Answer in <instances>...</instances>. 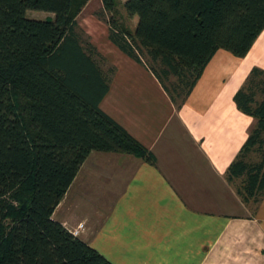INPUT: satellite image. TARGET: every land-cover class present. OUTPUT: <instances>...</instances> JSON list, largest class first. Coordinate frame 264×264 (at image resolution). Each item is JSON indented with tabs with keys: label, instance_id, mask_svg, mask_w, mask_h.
I'll return each instance as SVG.
<instances>
[{
	"label": "trees",
	"instance_id": "16d2710c",
	"mask_svg": "<svg viewBox=\"0 0 264 264\" xmlns=\"http://www.w3.org/2000/svg\"><path fill=\"white\" fill-rule=\"evenodd\" d=\"M89 1L0 0V264H114L53 212L93 151L157 162L100 107L116 67L103 68L106 58L77 23ZM102 1L110 40L156 75L177 108L219 49L244 57L264 30V0H126L134 29L117 18L118 0ZM234 100L255 121L226 176L256 207L264 198V69L251 70Z\"/></svg>",
	"mask_w": 264,
	"mask_h": 264
},
{
	"label": "crops",
	"instance_id": "0c3cea01",
	"mask_svg": "<svg viewBox=\"0 0 264 264\" xmlns=\"http://www.w3.org/2000/svg\"><path fill=\"white\" fill-rule=\"evenodd\" d=\"M101 12L103 1L90 0L77 15L103 68L116 67L100 107L157 162L91 152L52 217L66 228L84 221L78 237L114 264H264V198L250 211L226 176L255 121L234 96L264 69V30L244 57L219 49L177 108L156 75L110 40ZM122 15L134 29L137 16Z\"/></svg>",
	"mask_w": 264,
	"mask_h": 264
},
{
	"label": "rangeland",
	"instance_id": "374dc122",
	"mask_svg": "<svg viewBox=\"0 0 264 264\" xmlns=\"http://www.w3.org/2000/svg\"><path fill=\"white\" fill-rule=\"evenodd\" d=\"M123 2H124V0H118L117 9H118L119 13L116 14L117 18H119V21H121L123 19L122 22L124 24H126L128 27H132L134 25V21L130 18L125 19L124 16L122 15V13L125 14ZM26 13H27V16L30 18L44 19L46 17H52V15L49 12H44V11H39V10H27ZM107 15L110 18V14L107 13ZM254 206H255V204H251V206H249L250 211L253 210ZM83 223H84V221H83ZM84 225H85V223H84Z\"/></svg>",
	"mask_w": 264,
	"mask_h": 264
},
{
	"label": "built area",
	"instance_id": "2783aa9c",
	"mask_svg": "<svg viewBox=\"0 0 264 264\" xmlns=\"http://www.w3.org/2000/svg\"><path fill=\"white\" fill-rule=\"evenodd\" d=\"M68 230L71 232L72 235L79 236L80 233L84 230L83 221H80L79 223H77L76 226L73 228H68Z\"/></svg>",
	"mask_w": 264,
	"mask_h": 264
}]
</instances>
